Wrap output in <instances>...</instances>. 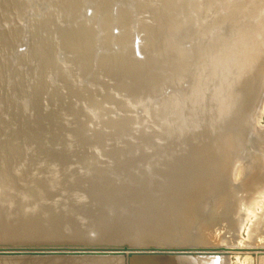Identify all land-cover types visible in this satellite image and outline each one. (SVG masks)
<instances>
[{
	"label": "rangeland",
	"instance_id": "1",
	"mask_svg": "<svg viewBox=\"0 0 264 264\" xmlns=\"http://www.w3.org/2000/svg\"><path fill=\"white\" fill-rule=\"evenodd\" d=\"M4 1L0 0V6L3 4L5 5L6 2L7 3L9 2V0L8 1L4 0ZM18 1L19 0H10V4H12L11 7H8V5L10 6L9 3L7 4V7H6L7 9H9V8L11 9L14 6V3H15V6L17 3V6L19 7L20 11L17 9V6H16V8H15V6H14V8H12V10H11L12 12L10 11V9L8 10V11H10L11 14H15L14 16L13 15L10 16V13H8L7 9L4 10L5 9L4 8L3 12L0 9L1 13H3V15H0V28L2 27V30L4 29L3 31L0 30V32L2 31L1 33H3V35L0 34V37L4 38V39L0 38V43L1 44L3 43V45H1L3 47H0V61H1L0 65L2 62L5 63L4 67H1L3 64L0 66V69L4 68V71H6L7 70L6 68H8V66H9L8 64H10L9 67H11L13 65L12 67H14V73H15V74L13 73L12 67H11L12 69L11 68L8 69L10 71V74L8 73L9 72L8 70H7V72H4V76L6 74L10 76V77H8L7 75H6L7 77L5 76L8 79H11V76L13 74H14L13 76H15L14 81L11 79V81L9 80L10 81V83H9L8 79H6V78L1 80V78H3L4 76L2 75L3 70L0 71V73L2 72V74H0V75H2V77H0V80H1V82H0V114H1L0 115V246L1 245L2 246L3 245L4 246H17V245L18 246H21V245L22 246L23 245H31V246H33V245L34 246H36V245L37 246L38 245H44V246L51 245V246H54V245H60L61 244V245H65V246H67V245H69V246L84 245L87 247L88 246L99 247V245L100 246H107V245L111 246L112 245V246L117 247L120 245V246L131 247V249H133L131 251H133L135 253L137 251H139L138 249H140L141 247L144 250H149V251H156L157 250L159 252L164 251L167 253L172 249V247L173 248L174 247H183V244H184V247L187 246L188 248L191 244L193 246L195 244L194 247H201L200 245H202L204 240H205V242H204L205 244H203L204 246L202 245L203 247H205V246L212 247V246L218 245L220 247L222 246L221 249L226 248L225 251L228 253L229 261L231 262V264H256L255 256L258 255V258H259L260 254H262L261 250L258 248L257 249H246V250H244L246 248V246L243 249L242 245H244V244L241 243L243 239L246 240V238L248 237V232H249V227H250L249 221L247 222L245 227L242 229L241 235L239 236V238L242 239L240 241V244H238L239 246L237 245L236 247L233 248V246L232 245L230 246L228 243H222L224 245L219 244V241L217 242L216 240L219 239L220 235H222L224 232V228H222L223 226H221L222 224H220V222H219L222 218L219 216L218 217L219 221L218 220L215 221L216 220L215 217L214 218L212 217L214 220L212 218H210L212 223L215 222L218 225L217 226L218 228L216 227L217 229H221V228L223 229V231H222V230H216L214 228L218 234L215 232L214 229H213L214 231L212 229H208V227L212 228V227H215V225H216L215 223H213V224H215L213 226L211 224L210 219H209L210 224L204 223L205 225L209 224L210 226L209 225H207L208 227L205 226L203 224L204 221L202 222V226H201V223H200L202 221L201 213L199 214V211L197 210L196 203H195V201H196L195 199L198 198V197H196V196H198V193H196V191H193V193L195 195L193 196V199H194L192 201L193 203L190 202L191 208H189L190 206H187V208L183 210L184 204L188 200L191 201L190 196L192 195L191 194L192 191L190 192V191H188V189H184V190H182L183 194L178 195V194L174 193V189L176 188V186L172 187V185H174L175 183L176 184L179 183V186L180 185L189 186L188 188H191L192 186L196 187L199 184L198 183L199 179L204 177L206 175V173H208L210 176H213V171H214L216 165H219L218 163L222 161L221 157H222V154L224 152V149H223L224 144L226 143V140L231 135L230 133L233 130L231 127H229V125L236 124L235 118H237V115L238 116L243 115V113H244L243 108L240 109L241 106H237L236 111L230 110V105L232 104V102H230V101L234 100V96H232L231 94L234 92V90H237V91L242 90V88L237 87V85H235L234 83H230V82H228V84H226V89H227V92L229 93L230 98L228 96H226L224 99H220L221 100L220 103L223 104V106L225 104V109L220 113L217 112L218 108L214 109L215 106L218 104L217 101L215 100V99H217L215 94L217 93V89L220 86L219 81L215 80L216 78H219L216 75L217 74V68L219 66H223V65H224V67L225 66L233 67V70L236 71V73L241 74V76L239 75V77H238L239 80L246 81L249 85H254V86L256 85L255 87H257L259 84H261L262 76L264 74V44L262 43L264 41V19H261L262 17H264V6H263L264 0H260V1L258 0L260 3L257 0H255V1L254 0H249V1L248 0H241L242 2L245 1L244 3H246V1H247L249 3L251 2V4H259V5L263 6L261 8V10H263V12L261 11V13H259V11H255V12H257V14H259L258 18H254L251 20H250V18H242V19H239V18L235 19L234 18V19H231V21L230 20L226 21L225 23H224V21H222V23H221L222 25L220 24L221 21H218L216 19L214 21L210 20L212 22L207 21L206 23H204V24H206L207 28L204 29L205 31L203 33H201L200 36L198 37V39H196L195 41L182 42L183 40H181V39H184V37L186 38L189 36V31L186 32L187 30L184 29V27L182 26V24L184 22L180 23V21H183L182 18H180L181 20L180 19L179 20L178 19L177 20L167 19L170 21L171 24L169 22H167L165 17L164 18H158L156 20L154 19V21L151 19V21H150L151 27L157 22L159 24V25L156 24V26L155 25L153 26V27H155V28H153L154 31L157 32V33H155V32L154 33L157 35H160L162 32H164V33H162V37L164 36V38H165V36L167 38V35H165V32L168 33V35H169V33H172V32H170L172 30V28H170L171 27L170 25H173L176 23V21H178L177 25L180 27H183V28L177 29V30H179V31L181 30L182 34L181 33L178 34L179 32L177 30H175L174 31L175 33L173 32V34L168 36V39H171V41H173V43H175L177 41V43H180L181 48H187L188 50L189 49L191 50L192 46H194V44H195V46H198V50H199L200 54H204V57L206 58V61H204L203 59H201V60L205 65L207 64V69H205L206 72L205 71L204 72L207 74L206 76H209V77H207V78H209V83L207 84V86L205 85V88L199 82L200 80L198 82H196L195 84H192L189 81H184L182 83V82H180V80L178 81L174 77V74H173V81L175 82L174 83L175 85L173 86V88L165 85V82H162V83L160 82L158 84V88H157L159 90V92H158L159 94L157 93L158 95L154 94V92L152 94V92L148 91L149 90V84L147 85V82L146 81L144 82L143 79H142V82H140L141 80H138L139 78H136L137 81L136 80L135 81L130 80V79H127V80H129L130 82L134 81L136 83L135 86L136 85H142V83H146V84H144V86L147 85V86H145V88L143 86H141L140 88H137V89L135 88L136 90L134 89L132 91V93H127L125 91H121L123 89L122 88L123 85H122L121 90L117 86L118 87L117 88L118 93H116V91H114L112 89H111V91H109L110 88H109L108 84L112 85V83H113V85H115V86L118 85V83H120V82L122 84L123 81L121 79H120V81L119 80L116 81V80H111L109 77L101 76L102 77L101 79H103L101 81L102 83L101 82H99L100 84L96 83L97 84V86H96L95 83H93V82L91 83L92 77H91V74L90 75L88 74L91 78L89 76H86L87 79L84 78L85 80L83 79L84 81H82L81 83H82V85L87 84L86 86H88L89 91L91 93H92V90L95 92V90H99L100 88L102 89V87H106V88L108 87L107 88L108 91L106 90V88H105V90H103L104 89L103 88L102 89L103 91L100 89L102 91V94L106 95L105 92H107V94L109 93V95L113 94L112 96L115 97L114 99L116 102H119V103L122 102L120 104L118 103V105L116 107L114 104H113L114 105L113 106L112 102H111V103H109V104H111V106H109L108 102L106 103L105 100H103L104 96H100V98H103V99H99V101L105 102V103L102 102V104L100 106H103L102 108H104L105 106L107 107V108L105 107L106 111L104 109H102V113L105 112L102 114L103 117H105V118H103L102 115H101V118H99V117L96 118L98 113L95 114L94 112H92V110L89 108V105H87V103H86V105L88 106L89 109L85 108V107H87L85 105V102H88V101L84 100L83 101L84 103L79 101L78 97H80V100H81L82 96H77L78 100L76 98H73V99L71 98V100H73L75 106L77 105V107H80L81 103H82V105H85V106H83L84 107L83 109L87 110L86 114L88 112H90V113H88L87 115H84L85 117L83 115H82L83 117L80 115H78L79 117L77 115L76 116L71 115L72 117H70V115H66L67 107L66 106H65L66 108L64 107L65 104L61 103V100L63 102L64 101L63 99L66 98L69 101L70 98H69V96H66V97L64 96V98H63V92H61L59 90L58 83H57L58 81L55 82L54 77H52V79H51V77H46V79L44 78L43 81H42V79L41 80L38 79L39 77L40 78L43 77L41 75V72L43 71L41 68H46L43 63L47 64L48 63L47 61L50 60V58L49 59L47 58L48 60L45 61L46 57H43V58L40 57V59H41L40 60L39 56L44 51H46L48 54L50 53L49 52L50 48L48 49L49 43H50V45H52V44H53V46L55 45L54 42L51 41V40H53V38H51V37H52V34L55 33L56 28H58L59 26H60V28H62V26H63V29H64L66 25H67L68 29L69 28L71 29L72 26H74V28L75 27L77 28V25H72L71 23H66V25H65V23H62L61 21L58 22L59 20L57 22H55L56 19H54V18L58 17V16H56L57 15L56 12L58 14H60V12H62V10L64 11V13H67V12L70 13V14L68 13V15H69L68 17L70 19H72V20L75 19V18H72L74 16L73 14H72L73 16L71 17V11L67 7L68 5H71V4H66V3H70L71 0H69V2H68V0H62V2L67 1V2H63V4H66V5H63L60 2L61 0H58V1L56 0L58 3L55 0H53V2L49 1V0H42V1L41 0H27V1L22 0V6L26 5L25 2L27 3V5L25 7H23L24 10L20 5L21 0L19 1V3H18ZM43 1H44V3H43ZM73 1L76 2L77 0H72V2ZM78 1H79V4H78ZM78 1L76 3L77 5L75 4L77 6V10H76L75 5H72V7H71L72 13L75 10H76V13H77V11L82 13V14L78 13V16H77L78 22L83 21L82 23H85L84 21L88 20L90 22H86V23L87 24L90 23V24H88V25L86 24V26L89 27V25L90 26L92 25L93 29H97V31H100L98 29H100L99 27L102 26V25H100L102 23L99 22L100 21L99 19H96L93 17L94 12L92 11V9L91 8L90 9L85 8L83 5H81L80 3L82 0H78ZM183 1L179 0L178 1L179 5H180V2L181 3L187 2L188 4L186 3L184 6L182 5V7H185V8L190 7L188 5H190L189 1H191V0H189V1L183 0ZM192 1H194V0H192ZM202 1L206 2L207 0H202ZM216 1H218V0H216ZM233 1H237V0H229V2L225 0L224 2L223 1L222 2L223 3H225V2L226 3H232ZM54 2L56 5L61 4L62 5V6L60 5L61 8L63 6H66L69 10L65 11L64 10V9H66L65 7H63L62 10L61 9L59 10L60 7L57 5L56 10L58 9V11H54L55 10V8H54L55 4H53ZM23 3L25 5H23ZM39 3H40V7H41V8H39L40 10L38 8H36V7H38ZM195 3L200 4L201 0H198V1L196 0ZM33 4H34L35 8L38 9L39 11L33 7ZM51 4H53V6ZM72 4H74V2ZM43 5L44 6L46 5L47 9H46V6L44 7ZM48 5L52 7V8H50L51 10H48V7H49ZM78 5L82 6L83 9H82V7L79 8ZM73 6H75V9L73 8ZM28 7H30V9H28ZM123 7H124V5H123ZM128 7L132 8V4L128 5ZM0 8H2V6ZM20 8H22V10ZM25 9H26V11H28L29 14L27 12H26V14H25V12L22 13L23 11H25ZM31 9H32V11H31ZM44 10H46V12ZM13 11H15V13ZM34 11L37 14L34 13ZM49 11H50V14H49ZM51 11H53V13ZM245 11H248L249 14L254 12V11L249 12L248 9H245ZM39 13H40V15H38ZM16 14H18V15L20 14V15L18 16ZM21 14H24L23 17L25 19H23ZM42 14L44 16H46L47 18L52 17V19L54 20V22H53L52 19H49L52 21L51 24H53L52 30H53V27H55L54 28L55 31L54 30L51 31L52 32L51 34L49 33L50 32L49 30H51V28L47 29V27L49 28L50 23L49 22H48L49 24L45 23L48 20L46 17H42L41 16ZM61 14H62L61 16H63V12ZM84 14H86V16H84ZM177 14H178V12H177ZM260 14H263V15L261 16ZM25 15H27V16H25ZM28 15H30V16H28ZM172 15H174L173 12H172ZM1 16L5 17V18H3L6 20L5 22L3 21ZM6 16L8 17V19ZM15 16L20 18V20L18 21L19 23L21 22V20H23L20 23V26H18L19 28L16 26L17 22L14 26ZM79 16H80V18L84 17L86 19L85 20H84V18L79 19ZM21 17H22V19H21ZM27 17H30V18L28 19ZM33 17H35V19L32 21L35 23H33L31 21V19H33ZM36 17L37 18L40 17V18H38V21H40L39 23L37 22ZM41 17H42V19H41ZM74 17H76V16H74ZM18 18L15 21H17ZM44 18H46V19H44ZM1 19H2L3 24L1 23ZM26 19L28 21H25ZM161 19L164 22L161 23V25H160L159 21L161 22ZM11 20L13 22L9 23V21H11ZM41 20H43L44 23ZM96 20H98V21H96ZM238 20L239 21L241 20V21L239 22ZM29 21H31V23ZM95 21L100 23V24L97 23L98 27L94 26V25H96ZM171 21L173 22V24ZM4 23L5 24L7 23L8 25H4ZM19 23L17 25H19ZM40 23H42L41 24L42 26L43 25L45 26V27L43 26L44 27L43 31L40 30V28H41L39 25ZM54 23H55V25H57V27L54 26ZM56 23H60L62 26L59 24H56ZM207 23H208V25H207ZM211 23H212V26L210 27ZM214 23L215 24L217 23L216 24L217 26ZM239 23H241V24H239ZM29 24H30V26H29ZM167 24H170V25H169V27L167 26L168 27L167 29H165ZM213 24H214V27H213ZM2 25H4V26H2ZM11 25H13V26H11ZM22 25L25 26L24 28H27V30H25ZM70 25H72V26H70ZM131 25H133L134 26L133 28H135V26L137 24H136V22L135 23H133V22L128 23L127 24V26L129 27V28L127 27L128 30L132 29ZM177 25L175 24L173 26L174 27L173 29H176ZM247 25H249V26L247 27ZM5 26L7 27V30L5 29L6 28ZM9 26H11L12 28L14 27V28L12 29ZM27 26H29V27H27ZM253 26H254V28H253ZM34 27H37V28H35V30H33ZM156 27L158 28V31L155 30ZM159 27H161L160 28L161 30L159 29ZM163 27L165 30L162 29ZM217 27H219V28H217ZM243 27H244V29H243ZM14 29L17 30V32ZM23 29H24V31H23ZM36 29H38L42 33L40 32V35H38L39 31ZM91 29H92V27L89 28V31ZM238 29H240V30H238ZM8 30H9V32H8ZM10 30H12V31H10ZM19 30L21 31V33L25 32L23 34V36L19 35V34H21ZM4 31L7 32L9 36L6 35L7 33L5 34L6 35L5 36ZM34 31H35V34H34ZM110 31H112V32L111 33L109 32V33L110 34L113 33L114 36L120 35V31L117 27H115L114 29L111 28ZM160 31H161V33H160ZM13 32H16L17 34L13 33ZM18 32H19V34H18ZM95 32H96V30H94V32L92 31V33L90 32V34L95 35V36L94 35L92 36V39L94 37L98 38L99 36H102V34H104L101 31H100L101 33L96 32L97 35L100 33L97 36L95 34ZM184 32H186V33H184ZM45 33H46V35H45ZM128 33L130 34V31H128ZM131 33H134V31ZM183 33H184V36H182ZM153 34H151L152 36L150 35L151 37L146 36L145 38L138 39L139 47L142 46L141 44H143V46H145L148 43H151V44L154 43L157 46H160V45L164 46V44H165V46H166V40H167L166 38L165 39L162 38L161 35L157 36V38H156V36H154ZM174 34H176V36H178V37H175ZM12 35L14 36L16 42L13 40L14 38L12 37ZM16 35H18L19 37L21 36L20 38L23 40V43L21 40L22 46L20 43V38L18 36L16 37ZM44 35H45V37H47L48 41L45 39H44L45 41L43 40V38H45V37L41 38V36H44ZM172 35H174V36H172ZM26 36H29V38H27ZM36 36L38 39L36 38ZM133 36H132V38H133ZM240 36H241V38H240ZM9 37H11L12 39ZM130 38H131V36H129L127 40H129L128 42H129V44H131L130 46H132V43H133L132 40L133 39L132 38L130 39ZM31 39L34 41H32ZM39 39H41L43 42ZM225 39H226V41H225ZM8 40H12V41H8ZM38 40L40 41L39 43H38ZM17 41H18V43H17ZM54 41H56V40H54ZM96 41H97V39H96ZM96 41L92 40L91 43H94ZM162 41H164V43H162ZM167 41L170 42V40H167ZM135 42H137V40ZM19 43H20V46H17ZM31 43H32L33 47L31 46ZM44 43H45L46 49H48V50H43L44 49L43 48ZM229 43H231V44H229ZM13 44H14V46H13ZM26 44H29L28 45L29 47ZM40 44H41V46H40ZM46 44H48V45H46ZM167 44H169V43H167ZM37 45H38V47H37ZM4 46H5V48H4ZM224 46L225 47L228 46V47H226L228 49V54L225 55L224 57H222V59L224 61L214 59V57H213L214 55L223 54L225 52V51H221L222 47H224ZM234 46L236 48H234ZM6 47H7V50H5ZM11 47H13V48H11ZM15 47L19 52L17 50H13ZM134 47H135V43H134ZM1 48H3L2 49L3 54L6 53L4 56L1 52ZM10 48L12 49V51ZM37 48H39V52L42 51L38 55V57L36 55V53H39L37 51ZM41 48H43V49L41 50ZM93 48H95V47H93ZM112 48H114L112 51L113 53H115V54H117L118 52L120 53V51H118L119 49L116 45H114V47L112 46ZM160 48L162 49L163 47H159V52H160ZM255 49H257V50H255ZM35 50H36V53L33 52ZM97 50L95 51L94 49H92L91 52L92 53L97 52L98 54L94 53V55H95V57H97L99 59L102 58L101 56H103L104 52H105L104 55L106 54L105 56H108L107 54H109V56L112 55L111 54L112 52L110 50L108 51L107 49H105L103 51V49L101 47L99 49L97 48ZM163 50L165 51V48ZM163 50L161 51L162 53H163ZM31 51H32V53H31ZM8 52H9V54H8ZM15 52L17 54H14ZM22 52L24 53L25 56L23 55ZM53 53L54 52H52V54ZM242 53L247 54L246 59L241 60V57L243 58V56H241ZM10 54L13 56H10ZM115 54H113V55H115ZM18 55H20V56L18 57ZM45 55L43 54V56H45ZM56 55H58V53H55V57L53 58L54 60L57 57ZM60 55H61L60 58L62 60H60L59 63H57V64H60V63L64 64L63 62H64V59L66 58V54L61 53ZM90 55H93V54H90ZM94 55L91 57H94ZM161 55H162L161 60L165 59V61L162 60V62L166 63L167 58L163 57V55H165V52H164V54H161ZM196 55L193 56V60L195 59V57L198 59V55L197 56ZM5 56L6 57L8 56L9 58L8 57L6 58ZM14 56H16V57H14ZM1 57L3 60H1ZM36 57L38 60L36 59ZM58 57H59V55H58ZM134 57L135 58L137 57L136 58L137 60H144L145 59L144 55H138L136 53H135ZM238 57H240V58H238ZM5 58L7 59L6 61H5ZM16 58L21 59V60L18 61V60H16ZM209 58L211 59L210 61H208ZM9 59H10V61H8ZM33 59H35L39 62L43 61V63L37 62V64H39V65L36 67V71L34 69L35 67L34 68L31 67V66L37 65L36 61L34 60L35 61L34 62ZM53 59H51V60L53 61ZM239 59L241 60V64H239V61H240ZM11 60H13V61H11ZM58 60L59 59L56 58L55 61L57 62ZM106 60H105V67H106V64L108 66L109 62H110V61H108V60L106 61ZM55 61H53V62H55ZM235 61H238L236 63L238 65H236V66H235ZM16 62H19V64H21V65H19ZM219 62H221V63L218 66ZM6 63H8V64L6 65ZM32 63H34V65ZM214 63H215V65H214ZM40 64H43L44 66L41 65V67H39ZM16 65L17 66L19 65V67H17L19 71L16 70V68H15ZM68 66H69V69L66 70L67 72H65V70H64V73L67 74V77L69 75L68 80H70V78H71V81H72V79H74L73 78L74 77L73 76L74 67L76 66L75 67V71H76V69L81 68V65H79L80 66L79 68H78L77 63L74 64V67H73V65H68ZM30 67H31V69L34 70V71L31 70L33 72V75L35 73V76H36V73L39 72V73H37L36 77L32 75V72L28 71V68L30 69ZM71 67H73L72 68L73 70L71 69ZM151 67H152V71L156 72V70L154 69L155 67H153V66H151ZM151 67H149L150 71H151ZM215 67H217V68H215ZM37 68H39V69H37ZM40 69L42 70L41 72H40ZM20 71L22 73H20ZM27 71H28L30 76L32 75L34 77L33 78L31 76L33 78V80L31 79L32 81H30L31 77H29L28 74H27V78H25ZM23 72L25 73V77L23 76L24 75ZM68 72H69V74H68ZM71 72H72V74H71ZM76 72L74 73L75 76H76ZM165 72H166V69H165ZM165 72H164V70L162 71L160 69L156 73L161 74V76L164 77L165 75H167V74H165ZM19 73H20V76H19ZM39 74L41 76H39ZM70 74L73 77H71ZM213 74H214V76H212ZM181 75L182 76H184V75L189 76L190 72H189V70H186V71H183ZM16 76L17 77L19 76V78H17V79L22 80L21 84L23 81L26 80L25 84H26V82L29 81V83H27V84H30L31 86L29 85L30 86L29 87V86H27V84L26 85L22 84V86H21L19 80L16 79ZM21 76L23 77V79L21 78ZM206 76H205V79H207ZM12 78H14V77H12ZM160 79L163 80L162 77ZM5 80H7L8 82ZM16 80L18 81V83H16ZM38 80H40V82L41 81L42 82L39 83ZM45 80H49L50 83L48 81H45ZM51 80L52 81L54 80V81L51 82ZM127 80H125V81L128 82ZM4 82H6L9 86L7 84L4 85ZM11 82H12V84H11ZM31 82H33V83H31ZM34 82H38V84L37 83L35 84ZM44 82L49 83V85H51V86L53 85L54 90L52 91V88L50 86L45 87L44 84H46V83H44ZM107 82H109V83H107ZM139 82H140V84H139ZM15 83L19 86H17ZM56 83H57V85H55ZM103 83L104 84L106 83V86ZM14 84L16 86L13 87L12 85H14ZM32 84H34L35 86L37 85L38 90ZM93 84H95V85H93ZM209 84H210V86H209ZM42 85H44V86L42 87ZM101 85H103V86L101 87ZM38 86L40 88H38ZM46 86H47V84H46ZM55 86L58 87L57 90H56ZM59 86H60V82H59ZM9 87L10 88L12 87V88L10 89ZM23 87H24L25 91L23 90ZM32 87H34L35 90ZM93 87H95V89ZM142 87L144 89H142ZM13 88L17 89V91L19 90L18 91L19 94L15 90H13ZM29 88H31L32 90ZM48 88H50V91H47ZM21 90L24 93H22ZM26 90H27V94L25 93ZM43 90H45V91L42 92ZM55 90H56V92L58 91L56 93L57 96L62 95V97H60V96L57 97L56 94L53 95L52 92L55 93ZM14 91L17 93L16 95H14L15 94ZM32 91H38L39 93L38 92H32ZM200 91H202L204 93V94H202V97H203L202 100L204 101L203 104L201 103V104H198L199 105L198 107H194V109H198L197 110L198 112H196V113L191 112V113H189L190 115H187L188 113H187V110L185 108L186 102H189L195 96H197V98H195V99H198V97L201 98L200 94L196 95ZM11 92H13V94ZM42 93L44 94V96L42 95ZM47 93H49V94H47ZM144 93H146V94H144ZM183 93H184V95H186V97H189V101H187V100H185V98H183V96H184ZM21 94H22V96H21ZM24 94H26V96ZM150 94H152V95H150ZM10 95H11V97H10ZM18 95H20V96H18ZM40 95H42V96H40ZM47 95H49V96H47ZM96 95L99 96L98 93H96ZM153 95H154V97H153ZM172 95H174L173 101L169 102L168 103L169 105H167V103L163 104V103H165L163 101V97L169 98ZM6 96H7V98H6ZM14 96L15 97L18 96L21 98H14ZM29 96H31V97L28 100L29 102H27V99L29 98ZM38 96L41 99V101L43 100L42 101L43 103L41 101H39V98H37ZM52 96L53 97L56 96V97H54L55 99L53 98V100H52V98H51ZM144 97H145V99H144ZM148 97H151V99ZM218 97L223 98L224 95L219 94ZM34 98L36 101L34 100ZM56 98L60 99L59 100L60 104L58 103L59 101ZM61 98H63V99H61ZM97 98H99V97H97ZM146 98H148V102H147ZM179 98H180V100H179ZM17 99H20V101ZM24 99H25V101H24ZM66 99L64 102H67V104H69L70 102H68ZM141 99H142V101L140 102ZM143 99L146 101H144ZM225 99H227V100H225ZM51 100L53 102L56 101L54 103H57L56 104L57 110L55 109L56 107H54L55 104H51V103H53V102H51ZM23 101H24V103H23ZM46 101H48L47 104H46ZM16 102H18V103H16ZM75 102L76 103L79 102L80 104H76ZM138 102H139V104H136ZM41 103L44 105L43 108H42L43 105ZM158 103L160 104L159 106L156 105ZM28 104L30 107L28 106ZM33 104H34V107L31 106ZM35 104H37V105L35 106ZM38 104H40V105H38ZM74 104H72V105L74 106ZM104 104H105V106H104ZM123 104H124V106H122L123 108L121 109V105H123ZM127 104H129V106L132 110L130 108H128ZM1 105L2 106L5 105V106H3L4 108ZM50 105H52V106L50 107ZM61 105H63L62 108H61ZM82 105H81V107H82ZM137 105L138 106L140 105V106L138 107ZM37 106H39V107H37ZM112 106L115 108L114 110L116 111V112H114V114H115L114 117H113V111H112L113 107ZM125 106L127 107L128 110L126 109ZM151 106H153V108H151ZM223 106L221 105V108H224ZM108 107L111 108L112 110H110ZM137 107L139 109H137ZM37 108H39V109H37ZM108 109L110 111H112V113L110 111H108ZM125 109H126V111H128V113L129 112H131V113L130 114L124 113ZM129 109L131 111H129ZM144 109H145V111H144ZM61 110H63V111H61ZM17 111H19V112H17ZM25 111L27 113H25ZM53 111H55V112H53ZM107 111L110 115H107V113H106ZM51 112H53V113H51ZM178 112L181 115H177ZM15 113H17V114H15ZM24 113H25V115H24ZM36 113H38V114H36ZM48 113L49 114L51 113V115H49ZM92 113H94L93 115H95V117H94L95 119L93 117L92 118L90 117V116H93V115H90ZM119 113L121 114V116L119 115ZM57 114H59V115H57ZM111 114H112V116H111ZM116 114H118L119 116H117ZM234 114L236 115V117L233 116ZM99 115L100 114H98V116ZM106 115L110 116V118H108ZM73 117H76V119ZM81 117L84 119L80 120ZM111 117H112V120L115 118V120H114L115 122L118 121L117 119L120 117L125 118L124 119L125 122L126 121L128 122V120L131 119V121H133V122H131L133 125L132 129L134 128L133 133L129 136L128 135H121L122 136V137L120 136L121 138L118 136L114 139V136H111V135H109V136H111L113 138L109 137L108 133L111 132V128H109L108 126H110L113 122L111 120ZM126 118H128V119H126ZM91 119H94V121ZM98 119H99L100 123L102 121L105 122V119H107L106 121H108V119H110L112 122L109 120V122H105L103 125V123L102 124L98 123ZM137 119H138V121H137ZM63 121H66V122H64V124H63ZM78 121H80L83 126L80 123H77ZM259 121H260L261 127L264 128V111L261 114V118ZM68 122L70 125L68 124ZM65 124H67V126H65ZM113 125L114 124H112V126ZM71 126H72L73 130H75L77 133L70 128ZM78 126L80 128H81V126H82V128L83 127L84 128L83 129L81 128L79 131ZM97 126L101 127V129ZM86 128L89 130L84 131V133L81 132V131L85 130ZM93 128H94V130H93ZM95 128H96V130L99 129L102 132H100L99 130L96 131ZM78 131L81 134L83 133L82 135L84 137L81 136ZM95 131H96V133L97 132H99V133L94 134ZM73 133H75V134H73ZM101 133H103V134L105 133L104 134L105 137H103ZM93 134H94V136L92 137ZM89 135H91V136H89ZM91 137H92V139H91ZM159 137H160V139H159ZM110 138L113 139L114 141L111 140ZM86 139H87V141H86ZM263 140H264V137L262 135L256 136V134H253V135L248 136L245 143H244V144H246V146L249 147L248 157L253 162V170L255 168H260L259 166H262L261 165L262 163L264 165V161H263L264 148L262 149V147H264ZM151 142H153V144ZM154 142H156V144H154ZM248 142H249V144H248ZM95 143H97V144H95ZM158 144H159L158 148H160V150H162V151H160L161 154H156L157 151L154 148ZM259 144H260V146H259ZM173 149H178L181 151H179L180 153L174 154L172 156L171 153L173 152ZM259 154H260V156H259ZM257 155H258V157H257ZM256 157L258 158V160ZM259 157L260 158L262 157V158L260 159ZM255 158H256V160H255ZM255 162H257V163L255 164ZM259 162H261V163H259ZM254 164L257 167L256 166L254 167ZM203 168H205L207 170L206 173H204L202 171ZM10 170H12V171H10ZM258 172H256V174ZM256 174L255 173L252 174L251 177L249 178V180H246V178H245L244 180L241 179L240 181H242V184H245V185H247L246 182L251 181V185H254L256 190H258L261 186L264 185V177L257 178ZM127 186L129 188L133 189L134 192L132 194L130 193L131 189L127 188ZM170 187H172V188L170 189ZM127 189H128V192H127ZM141 189H143V190H141ZM208 202L211 203L212 200H210ZM173 203H175L174 205H176L175 209H173L174 208L173 207V208H171L170 211L167 210L169 204L171 205ZM204 203H206V200H203V202L201 201V203L199 205L200 212H201V208L204 207ZM193 204H195V205H193ZM202 204H203V206H202ZM192 207H194V208H192ZM181 209L183 211H181ZM192 209H195V210H192ZM148 210H149L150 214H148L149 213ZM161 210H162V212H161ZM185 210H188V211H185ZM12 211L14 212L15 216H13ZM158 211H160L159 212L160 214L164 213V215H166V216H168V214L171 213L169 215V217H167L165 223L163 222L164 225L162 224V221L160 220V216H162L163 214L159 216V214L157 213ZM11 212H12V215L10 214ZM8 214H10L12 217ZM140 214H142V215H140ZM26 215H27V217H26ZM194 215H195V218L198 215H200L201 221L198 220L200 218L198 216L197 217L198 219H196V221H197L196 222L195 218L193 217ZM8 216H10V217H8ZM166 216H164V217H166ZM140 217H141V221H140ZM138 219H139V221H138ZM153 219L155 220V221H153L154 223L158 222L157 224L155 223L157 226L154 225V223L152 222ZM192 219L194 222L192 221ZM158 220H160L161 223ZM142 221L147 223L148 227L150 224L152 226V228H151V226L149 228H147L145 223L143 225L145 230L143 229V226L141 223H140V226L142 228H140L138 225L139 224L138 222H142ZM189 221H191V223ZM176 222H179V223H176ZM186 222L190 226L187 225ZM152 223L154 226L152 225ZM194 223H196V225ZM172 224L173 225L175 224V225L173 226ZM158 225H160V226H158ZM165 225H166V229L163 228V231H161L162 227H164ZM179 225H183L185 227H181ZM175 226H177V227H175ZM203 226H205V228ZM219 226H221V228H219ZM153 227L154 228L156 227V228H155V230L152 231ZM158 227L161 229L159 230ZM186 227H188V229ZM147 229H150L149 231H151L153 233V235H151L152 233L149 234ZM205 229H206V232L208 230H210L212 232V234L214 232L215 234L213 236L215 237L217 235L218 238L213 237L214 239H212V235L209 234L211 232L209 231L206 234ZM158 230L164 235H162L160 232H158ZM185 230L187 232L186 234H185ZM200 230L202 232L198 233V232H200ZM220 231L222 234L220 233ZM155 232L158 233V235ZM174 232L176 233L177 237L179 234L182 236V239H180L181 241H183L182 246H180L181 242H180V245H178L180 240H179V238H178L179 241L176 239V235H175V237L173 236L174 238L171 236V235L175 234ZM235 232L237 233V231H235ZM143 233H147L144 235L145 236L151 235L153 238L151 236H149V238H147V237L144 238ZM254 233H256L257 236L264 239V227H261L258 229L256 228L254 230ZM154 234H155V236H154ZM165 234H166L167 238H166ZM182 234L183 235L185 234L184 237ZM200 234H203V235H200ZM142 235H143V237H142ZM160 235H162L163 238L160 237ZM208 235H210V237H211V239H210V237L207 238L208 240H211V241H209V243H212L213 241H215L216 243L214 242L212 244H209L207 242L208 240L205 237ZM156 236H157V238H156ZM158 236H159V238H158ZM168 236H169V238H168ZM189 236H190V239H187V238H189ZM203 236H204V238H203ZM199 237L201 239L203 238L201 240V242L203 241L202 244L200 242ZM165 238L168 239L171 243L169 241H167ZM184 238L186 240H188V242ZM197 238H199V240H197ZM158 239L159 240L161 239V240L159 241ZM172 239H173V241H172ZM192 239L199 241V246H197L198 242L197 241L194 242V240H192ZM161 241H163V242H161ZM191 241L194 243H192ZM174 242H178V243H176V245H175ZM256 243L259 244L260 240H258ZM185 244H189V245H185ZM192 245H191V247H193ZM229 246L231 249H228ZM134 247L137 249H134ZM235 248H237V249H235ZM211 249L213 251H216L218 248H211ZM73 250H72L73 253H77L76 250H75V252ZM63 251H65V250H63ZM95 251L96 250H93V252H95ZM68 253H70V252H68ZM80 253L81 252L79 251V254ZM83 253L84 252H82L81 255L78 256V259H77V256H75L76 257L75 258L73 255H72L73 259L71 256H69L67 258H65L64 256H60L58 258H56V257H39V258L38 257H27V259L22 258V260H21L22 262L20 264H103V263H106L108 261V258H109V257H101V256L96 257L97 254L95 253V255H96L95 256L90 251H88V252L86 251L85 256H82ZM88 253L89 254L92 253V254L88 255ZM252 255H254V256H252ZM91 256H92V258H90ZM164 256H166V255H164ZM164 256L160 257L161 262L158 261V264H162V263L163 264H185L184 263L185 259H184V256L182 254H181L182 260L181 259L180 260L174 259L172 256H167V258ZM79 257H81V258H79ZM125 258H126V256H125ZM134 259L135 260H134L133 264H138L137 259L136 258H134ZM125 261H126V259H125ZM6 262L8 263L9 261H6ZM15 262L18 264L17 261H15ZM19 262H20V260H19ZM1 263L5 264L4 261L0 260V264ZM8 264H10V262ZM115 264H123V262L119 260ZM125 264H126V262H125ZM262 264H264V263H262Z\"/></svg>",
	"mask_w": 264,
	"mask_h": 264
},
{
	"label": "bare ground",
	"instance_id": "2",
	"mask_svg": "<svg viewBox=\"0 0 264 264\" xmlns=\"http://www.w3.org/2000/svg\"><path fill=\"white\" fill-rule=\"evenodd\" d=\"M1 1H4V0H1ZM6 1H8V0H6ZM20 1V0H19ZM19 1H18V3H19ZM27 1V0H26ZM42 1V0H41ZM40 1V2H41ZM49 1H52L53 2V0H49ZM48 1V2H49ZM56 1V0H55ZM58 1V0H57ZM56 1V2H57ZM78 1V0H77ZM77 1L75 2V1H73L74 2V4H72L73 2H72V0H71V2L70 3H66V4H71V5H68L67 7L70 9V11H71V17L74 15V16H78V13L79 14H82V13H80V12H78L77 11V13H76V10H77ZM178 1L179 0H82L81 1V5H83L85 8H91L92 9V11L94 12V14H93V17L94 18H96V19H99L100 21V23H102V24H100V23H98V22H96V21H98V20H96L95 22V24L96 25H94V26H97L98 27V24H100V25H102L101 27H99L100 29H98V30H100L101 32H103L104 34H102V36H99L98 38H93L92 39V36L94 35H92V34H90V32L92 33V31L94 32V30H96V32H100V31H97V29H93V26L91 25H89V27L88 26H86V22H90V21H84L85 23H82L81 21L80 22H78V17L76 18V17H72V18H75V19H70L68 16V13L69 12H67V13H64V11L62 10L63 9V7H65L66 9H64L65 11H68L69 9L66 7V6H63L62 8L60 7V5L61 4H57L60 8H59V10L61 9L62 10V12H63V16H61L62 14V12H60V14H58L57 12H56V16H58L57 18H54V19H56L55 20V22H57L58 20V22H62V23H65V25H66V23H71L72 25H77V28L75 27L74 28V26H72V25H70V26H72L71 27V29L69 28H67V25L65 26L64 24V26H65V28L63 29V26L60 24V23H56V24H59V25H61L62 26V28H60V26L58 27V28H56V31L54 30V28L55 27H53V30L55 31V33H53L52 34V37L51 38H53V40H51V41H53L54 42V46H53V44L52 45H50V43H49V47H48V49L50 48V50H49V54L46 52V51H44L43 53H41L42 51H40L39 52V48H37V51L39 52V53H36V50L35 51H33V52H35L36 53V55H37V57H38V55L40 54V56H39V59H40V57H46V59H45V61H47L49 58H50V60H48L46 63L47 64H45V63H43V61L41 62V63H43L44 65H45V67L46 68H41L40 69V72H41V75L43 76L42 78H40L39 76H41L40 74H39V78L38 79H42V81H43V79L45 78L46 79V77H51V79H52V77H54V80H55V82L56 81H58L57 83H58V87H59V90L61 91V92H63V98H64V96L66 97V96H69V101L66 99V98H61V99H63L64 101H65V99L68 101V102H70L69 104H67V102H62V100H61V103H64L65 105H64V107L66 106L67 107V112H66V115H70V117H72L73 115H80V116H84V115H87L88 113H90V112H88L87 114H86V112H87V110H84L83 108V106H85L86 105V103H87V105H89V108L92 110V112H94L95 114H100L99 116H98V114H97V116H96V118H101V115L103 114V113H105V112H103L102 113V109H104L105 111H106V109H105V104H104V108H102L103 106H100L101 104H102V102L103 103H107L108 102V104L109 103H111L112 102V105L114 104L115 105V107L118 105V103L119 102H116L115 101V97L114 96H112V95H109V93L107 94V92H105V94L106 95H104V94H102V91L103 90H105V88L106 87H102L103 85H101V87H102V91L99 89V90H95V92L92 90V93L89 91V88H88V86H86V85H82V81H84L85 79L84 78H86V76H89L90 74H91V83L93 82V83H99V82H101L103 79H101L102 77L101 76H106V77H109L111 80H119L120 81V79L123 81L122 82V84H121V82L120 83H118V85H113V83H112V85L111 84H108L109 85V91H111V89L112 90H114V91H116V93H118V87L120 88V90H121V87H122V85H123V89L121 90V91H125V92H127V93H132V91L136 88H140L141 86H143L144 88H145V86H147L148 84H149V90L148 91H150V92H152V94H153V92H154V94H157L158 92H159V90L157 89L158 88V84L161 82H165V85H167L168 87H172L173 88V86L175 85L174 83V81H173V74H174V77L179 81L180 80V82H184V81H189V82H191L192 84H195L196 82H198L199 80V82L203 85V87L205 88V85L207 86V84L209 83V78H207V77H209V76H206L207 74L205 73L206 71H205V69H207V64L205 65L203 62H202V60L201 59H203L204 61H206V58L204 57V54H200V52H199V50H198V46H195V44H194V46H192V49L190 50H188L187 48H181L180 47V43H177V41L175 42V43H173V41H171V39H168V36H170L171 34H173V32L175 31V30H177V29H181V28H183L184 27V29H186L187 31L186 32H188L189 31V36L188 37H184V39H181V40H183L182 42H189V41H195L196 39H198V37L200 36V34L201 33H203L205 30V28H207L206 27V24H204V23H206L207 21L208 22H212V21H214L215 19L216 20H218V21H221L220 22V24L222 23V21H224V23L226 22V21H228V20H230L231 21V19H242V18H250V20L251 19H254V18H258L259 17V14H257V12H255V11H259V13H261V11L263 12V10H261V8L264 6H261V5H259V4H251V2L249 3V2H247L246 1V3H244V2H242L241 0H237V1H233L232 3H223L225 0H218V1H216V0H207L206 2L204 1H202L201 0V3L200 4H198V3H195V1L196 0H194V1H189V3H190V5H188V6H190V7H187V8H185V7H182V5L184 6L187 2H185V3H183L184 1L183 0H181V1H183L182 3L180 2V5H179V3H178ZM186 1V0H185ZM198 1V0H197ZM223 1V2H222ZM226 1H228L229 2V0H226ZM249 1V0H248ZM255 1V0H254ZM258 1V0H257ZM256 1V2H257ZM260 1V0H259ZM258 1V2H259ZM5 2V1H4ZM24 2V1H23ZM62 4H63V2H67V1H63L62 2V0L60 1ZM68 2H69V0H68ZM231 2V1H230ZM9 4H10V0H9V2H8ZM7 2H6V4L4 5L3 3V5H1L2 6V8H0L1 10H2V12L4 11V10H6L7 8V4H8ZM37 3V2H36ZM43 3H44V1H43ZM58 3V2H57ZM253 3V2H252ZM260 3V2H259ZM25 4L27 5V3L25 2ZM24 3H23V5H25ZM53 4H55V2L53 3ZM53 4H51L52 6H53ZM66 4H63V5H66ZM76 4V5H75ZM78 4H79V1H78ZM130 4H132V8H130V7H128V5H130ZM188 4V3H187ZM202 4V5H201ZM264 4V3H263ZM11 5L12 4H10V6L8 5V7H11ZM21 7L23 8V7H25V6H22V0H21ZM19 5V6H20ZM37 5V4H36ZM50 5V4H49ZM48 5V6H49ZM57 5L55 4L54 5V8H55V10L54 11H58V9L56 10V8H57ZM72 5H75L76 6V10L75 11H73V13H72V9H71V7H72ZM123 5H124V7H123ZM179 5V6H178ZM199 5V6H198ZM0 6V7H1ZM14 6H15V3H14ZM14 6L12 7V8H14ZM16 6H17V3H16ZM16 6H15V8H16ZM44 6V5H43ZM46 6V5H45ZM44 6V7H45ZM62 6V5H61ZM75 6H73V8L75 9ZM79 6V5H78ZM126 6V7H125ZM205 6V7H204ZM32 7V6H31ZM33 7L35 8V6H34V4H33ZM80 7H82V6H79V8ZM5 8V9H4ZM12 8L10 9V11L12 10ZM22 8H20L21 10H22ZM36 8H41L40 7V3H39V5H38V7H36ZM35 8V9H36ZM50 8H52L51 6H49L48 7V10H51ZM78 8V9H79ZM84 8V9H85ZM165 8V9H164ZM4 9V10H3ZM9 9H7V11L9 10ZM17 9L19 10V7L17 6ZM28 9H30V7H28ZM27 9V10H28ZM33 9V8H32ZM32 9H31V11H32ZM38 9H36V10H38ZM44 9V8H43ZM46 9H47V6H46ZM73 9V10H74ZM82 9H83V7H82ZM81 9V10H82ZM245 9H248L249 10V12L251 11V12H253V13H251V14H249L248 13V11H245ZM16 10V9H15ZM23 10H24V8H23ZM34 10V9H33ZM40 10V9H39ZM38 10V11H39ZM115 10V11H114ZM173 10V11H172ZM6 11V12H7ZM10 11H8V13H10ZM17 11V10H16ZM20 11V10H19ZM30 11V12H31ZM37 11V12H38ZM45 12H46V10H44ZM43 11V12H44ZM83 11V10H82ZM81 11V12H82ZM88 11V10H87ZM12 12V11H11ZM14 13H15V11H13ZM22 12V11H21ZM20 12V13H21ZM25 12V14H26V12L28 13V11H26V9H25V11H23L22 13H24ZM42 12V11H41ZM40 12V13H41ZM44 12V13H45ZM52 13H53V11H51ZM84 12V11H83ZM172 12L174 13V15H172ZM177 12H178V14H177ZM0 13H1V11H0ZM34 13H36L35 11H34ZM33 13V14H34ZM40 13L38 14V15H40ZM43 13V14H44ZM55 13V12H54ZM177 15H176V14ZM29 14V13H28ZM37 14V13H36ZM35 14V15H36ZM41 15L42 17H46V16H44V15ZM49 14H50V11H49ZM70 14V13H69ZM73 14V15H72ZM0 15H3V13H1ZM6 15V14H5ZM9 15V14H8ZM11 15H15V14H11L10 13V16ZM16 15H18V14H16ZM20 15V14H19ZM18 15V16H19ZM22 15V17H23V15L24 14H21ZM47 15V14H46ZM66 15V16H65ZM261 16L263 15V14H260ZM25 16H27V15H25ZM28 16H30V15H28ZM37 16V15H36ZM48 16V15H47ZM50 16V15H49ZM52 16V15H51ZM55 16V17H56ZM84 16H86V14H84ZM171 16H173L171 19L169 18V17ZM179 18H178V17ZM2 17V19L3 18H5L4 16H1ZM7 17V16H6ZM22 17H21V19H22ZM42 17H41V19H42ZM165 17V19L167 20V19H169V20H172V19H174V20H179L180 18H182L183 19V21H180V23L182 22H184L183 24H182V26L183 27H180V26H178L177 25V22L178 21H176V29H173L174 27V25L175 24H173V22H172V24L173 25H170L171 23H170V21L169 20H167V22H169L170 24H167L166 25V28L165 29H167L168 27H169V25L171 26L170 28H172V30L170 31L169 29V31L170 32H172V33H169V35H168V33H166L165 32V35H167V38H166V36H165V38L167 39V40H170V42L169 41H167L166 40V46H165V44H164V46L162 45H160V46H157V45H155L154 43L153 44H151V43H148L147 45H145V46H143V44H141L142 46H140L139 47V43H138V39H140V38H145L146 36H149V37H151L152 35L151 34H153L155 31H154V29L153 28H155V27H153L154 25L156 26V24H158V22L157 23H155L152 27H151V25H150V21H151V19L154 21V19L156 20V19H158V18H164ZM176 17V18H175ZM11 18V17H10ZM9 18V19H10ZM18 17L17 16H15V19H14V26H15V24H16V22H17V24L19 23L18 21L20 20V18H18V20L17 21H15L16 19H17ZM28 19L30 18V17H27ZM37 18V17H36ZM38 18H40V17H38ZM38 18L36 19L37 20V22L39 23L40 21H38ZM47 18V17H46ZM46 18H44V19H46ZM82 18V17H81ZM80 18V16H79V19H81ZM84 18V17H83ZM82 18V19H83ZM91 18V17H90ZM2 19H1V23H2ZM7 19H8V17H7ZM12 19V18H11ZM23 19H25L24 17H23ZM35 19V17H33V19H31V21L32 20H34ZM43 19V20H44ZM49 19H52V17L51 18H47V22H45V23H48L50 26H49V28L47 27V29H50L51 28V30H49L50 32V34L52 33L51 31H53L52 30V25L53 24H51V20H49ZM86 18H84V20H85ZM185 19V20H184ZM261 19H264V17H262ZM40 20V19H39ZM43 20H41L43 23H44V21ZM53 20V19H52ZM71 20V21H70ZM93 20V19H92ZM95 20V19H94ZM164 20V19H163ZM173 20V21H174ZM181 20V19H180ZM210 20H212V21H210ZM249 20V21H250ZM3 21L5 22L6 20L5 19H3ZM23 20H21V22H22ZM25 21H28L27 19L25 20ZM31 21H29L30 23H31ZM136 22V26H135V28H133L134 26V24L133 25H131L132 26V29H129L128 30V26H127V24L128 23H131V22H133V23H135ZM239 21V20H238ZM241 21V20H240ZM239 21V22H240ZM247 21V20H246ZM10 22H13L12 20L11 21H9V23ZM20 22V23H21ZM33 22V21H32ZM53 22H54V20H53ZM164 21H162V19H161V22L159 21V23H160V25H161V23H163ZM244 22V21H243ZM8 23V22H7ZM5 24L4 23V25H8V24ZM20 23H19V25H17L16 24V26L18 27V26H20ZM33 23H35V22H33ZM98 23V24H97ZM242 23V22H241ZM241 23H239V24H241ZM247 23V22H246ZM3 24V23H2ZM13 24V23H12ZM28 24V23H27ZM42 23H40L39 25H40V30H42L43 31V28L45 27L44 25V27L41 25ZM88 24H90V23H88ZM87 24V25H88ZM215 24V23H214ZM214 24H213V27H214ZM217 24V23H216ZM215 24V25H216ZM229 24V23H228ZM253 24V23H252ZM4 25H2V26H4ZM33 25V24H32ZM31 25V26H32ZM37 25V24H36ZM47 25V24H46ZM159 25V24H158ZM207 25H208V23H207ZM222 25V24H221ZM11 26H13V25H11ZM11 26H9V27H11ZM23 26V25H22ZM29 26H30V24H29ZM29 26H27V27H29ZM48 26V25H47ZM54 26H56L57 27V25H55V23H54ZM130 26V27H131ZM168 26V27H167ZM212 26V23L210 24V27ZM217 26V25H216ZM249 25H247V27H248ZM6 27V26H5ZM25 26H23V28H24ZM33 27V26H32ZM39 27V26H38ZM92 27V31L90 30L89 31V28H91ZM96 27V28H97ZM115 27H117L118 29H119V31H120V35H113V33L112 34H110L112 31H110V29L111 28H115ZM128 27V28H127ZM180 27V28H179ZM198 27V28H197ZM220 27V26H219ZM219 27H217V28H219ZM241 27V26H240ZM257 27V26H256ZM12 28V27H11ZM14 28V27H13ZM12 28V29H13ZM16 28V27H15ZM19 28V27H18ZM35 28H37V27H34V29L33 30H35ZM95 28V27H94ZM161 27H159V29H160ZM216 28V27H215ZM225 28V27H224ZM236 28V27H235ZM234 28V29H235ZM253 28H254V26H253ZM6 30H7V27L5 28ZM25 30H27V28H24ZM24 29H23V31H24ZM29 29V28H28ZM32 29V28H31ZM163 30H165L164 29V27L162 28ZM231 29V28H230ZM233 29V30H234ZM243 29H244V27H243ZM242 29V30H243ZM248 29V28H247ZM0 30H2V27L0 28ZM4 30V29H3ZM2 30V31H3ZM15 30V29H14ZM36 30H38V29H36ZM132 30V31H131ZM155 30H157L158 31V28L156 27V29ZM161 30V29H160ZM167 30V31H168ZM238 30H240V29H238ZM254 30V29H253ZM1 31V32H2ZM10 31H12V30H10ZM16 32H17V30H15ZM20 31V30H19ZM29 31V30H28ZM39 31V30H38ZM128 31H130V34L128 33ZM134 31V33H131V32H133ZM153 31V32H152ZM179 33L178 34H182V31L180 32L179 30H177ZM185 31V30H184ZM252 31V30H251ZM0 32V34H2L3 35V33H1ZM8 32H9V30H8ZM16 32H13V33H16ZM30 32V31H29ZM40 32L41 31H39L38 33V35H40ZM95 32V34L97 35V33ZM100 32V33H101ZM110 32V33H109ZM114 32V31H113ZM186 32H184V33H186ZM233 32V31H232ZM238 32V31H237ZM7 32H5L4 31V35L6 34ZM11 33V32H10ZM20 33H21V31H20ZM25 33V32H24ZM23 32L21 33V34H19V32H18V34L19 35H22L23 36V34H24ZM27 33V32H26ZM37 33V32H36ZM42 33V32H41ZM48 33V32H47ZM48 33V34H49ZM99 33V34H100ZM155 33H157V32H155ZM153 34L154 36H156V38H157V36H160L161 35V37H162V33H164V32H162L161 33V31H160V35H157V34ZM175 33V32H174ZM177 33V32H176ZM184 33H183V35L182 36H184ZM249 33V32H248ZM254 33V32H253ZM17 34V33H16ZM34 34H35V31H34ZM33 34V35H34ZM44 34V33H43ZM98 34V35H99ZM115 34V33H114ZM134 36H133V35ZM159 34V33H158ZM239 34V33H238ZM251 34V33H250ZM257 34V33H256ZM1 35V36H2ZM7 36H9L8 35V33L6 34ZM5 35V36H6ZM11 35V34H10ZM14 35V34H13ZM12 35V37L14 38V36ZM32 35V34H31ZM45 35H46V33H45ZM45 35L44 36H41V38L42 37H45ZM97 35V36H98ZM151 35V36H150ZM175 35V37H178V36H176V34H174ZM174 35H172V36H174ZM232 35V34H231ZM235 35V34H234ZM259 35V34H258ZM18 35H16V37H17ZM54 36V37H53ZM95 36V35H94ZM129 36H131V38H132V36H133V43H132V46H130L131 44H129V40H127L128 39V37ZM181 36V37H182ZM249 36V35H248ZM4 37V36H3ZM19 37V36H18ZM21 37V36H20ZM19 37V38H20ZM27 38H29V36H26ZM35 37V36H34ZM39 37V36H38ZM50 37V36H49ZM243 37V36H242ZM0 38H2V37H0ZM6 38V37H5ZM8 38V37H7ZM9 38H11V37H9ZM36 38H37V36H36ZM130 38V39H131ZM162 38H164V36L162 37ZM164 38V39H165ZM183 38V37H182ZM226 38V37H225ZM240 38H241V36H240ZM2 39H4V38H2ZM12 39V38H11ZM18 39V38H17ZM38 39V38H37ZM47 40V37H45V38H43V40ZM49 39V38H48ZM96 39H97V41H96ZM163 39V40H164ZM249 39V38H248ZM7 40V39H6ZM14 41H15V38L13 39ZM19 40V39H18ZM21 38H20V43H21ZM25 40V39H24ZM32 40V39H31ZM39 40H41V39H39ZM38 40V43L40 42ZM44 40V41H45ZM54 40H56V41H54ZM92 40H94V41H96V42H94V43H91V41ZM137 40V42H135ZM178 40V39H177ZM3 41V40H2ZM8 41H12V40H8ZM32 41H34V40H32ZM42 41V40H41ZM48 41V40H47ZM50 41V40H49ZM165 41V40H164ZM164 41H162V43H164ZM225 41H226V39H225ZM4 42V41H3ZM16 42V41H15ZM36 42V41H35ZM43 42V41H42ZM172 42V43H171ZM17 43H18V41H17ZM20 43L17 45V46H20ZM22 43H23V40H22ZM22 43H21V46H22ZM134 43H135V47H134ZM167 43H169V44H167ZM263 44H264V41L262 42ZM229 44H231V43H229ZM1 45H3V43L1 44L0 43V47H3V46H1ZM25 45V44H24ZM27 46L29 45V44H26ZM46 45H48V44H46ZM114 45H116L117 47H118V51H120V53L118 52L117 54H115V53H113L112 51H113V49L114 48H112V46L114 47ZM243 45V44H242ZM8 46V45H7ZM12 46V45H11ZM13 46H14V44H13ZM31 46H32V43H31ZM35 46V45H34ZM40 46H41V44H40ZM52 46V47H51ZM231 46V45H230ZM29 47V46H28ZM33 47V46H32ZM37 47H38V45H37ZM93 47H95V48H93ZM102 48L103 49V51L105 50V49H107L108 51L110 50L111 52V54L112 55H110L109 56V54H107L108 56H105L104 55V53H103V56H101L102 58H97V57H95V55H94V53H92L91 51H92V49H94L95 51L97 50V48L99 49V48ZM159 47H163L162 49L160 48V52H159ZM226 47H228V46H226ZM225 46L224 47H222V49H221V51H225L223 54H218V55H214L213 57H214V59H218V60H221V61H224L223 59H222V57H224L225 55H227L228 54V49L226 48ZM257 47V46H256ZM4 48H5V46H4ZM11 48H13V47H11ZM10 48V49H11ZM24 48V47H23ZM22 48V49H23ZM44 48V49H43ZM43 48H41V50L43 49V50H48V49H46V47H45V43L43 44ZM131 48V49H130ZM165 48V51L163 50ZM231 48V47H230ZM234 48H236L235 46H234ZM233 48V49H234ZM242 48V47H241ZM2 49L3 48H1V52H2ZM5 50H7V47H6V49ZM13 50H17L16 49V47L13 49ZM163 50V53L161 52ZM232 50V49H231ZM255 50H257V49H255ZM11 51H12V49H11ZM18 51V50H17ZM56 51V52H55ZM98 51V50H97ZM244 51V50H243ZM5 52V51H4ZM19 52V51H18ZM52 52H54L53 54H52ZM159 52V53H158ZM164 52H165V55H163V57H165V58H167L166 59V63H164V62H162V60H164L165 61V59H162L161 60V58H162V55L161 54H164ZM12 53V52H11ZM23 53V52H22ZM31 53H32V51H31ZM30 53V54H31ZM34 53V54H35ZM47 53V54H46ZM55 53H58V55H59V57H58V55H56L57 57V59H59L57 62L55 61L56 60V58H55V60L53 59L54 57H55ZM66 54V58L64 59V64H57V63H59V61L60 60H62L61 58H60V54ZM97 53V52H96ZM95 53V54H96ZM109 53V52H108ZM135 53L136 54H138V55H144L145 56V59L144 60H137L135 57H134V55H135ZM159 55H158V54ZM161 53V54H160ZM2 54H3V52H2ZM6 54V53H5ZM5 54H3V56L5 55ZM8 54H9V52H8ZM14 54H17L16 52L14 53ZM21 54V53H20ZM43 54L45 55V56H43ZM90 54H93L94 55V57H91V56H93V55H90ZM98 54V53H97ZM113 54H115V55H113ZM198 55V59L195 57V59L193 60V56L194 55ZM216 54V53H215ZM23 55H24V53H23ZM90 57H89V56ZM196 55V56H197ZM250 55V54H249ZM10 56H13V55H11L10 54ZM20 55H18V57H19ZM25 56V55H24ZM28 56V55H27ZM99 56V57H100ZM241 56H243V58L241 57V60H243V59H246L247 58V54L246 53H242V55ZM6 57V56H5ZM8 57V56H7ZM6 57V58H7ZM14 57H16V56H14ZM23 57V56H22ZM21 57V58H22ZM32 57V56H31ZM30 57V58H31ZM37 57H36V59H37ZM5 58V61L7 60ZM9 58V57H8ZM11 58V57H10ZM27 58V57H26ZM48 58V59H47ZM93 58V59H92ZM237 58V57H236ZM238 58H240V57H238ZM12 59V58H11ZM25 59V58H24ZM32 59V58H31ZM43 59V60H44ZM51 59H53V61H55V62H53ZM108 60V61H110L109 62V65L107 66V64H106V67H105V60ZM1 60H3L2 59V57H1ZM16 60H21V59H17L16 58ZM29 60V59H28ZM35 59H33V61H34ZM38 60V59H37ZM37 60H35L36 61V64H37V62H39V61H37ZM41 60V59H40ZM106 60V61H107ZM211 59L209 58L208 59V61H210ZM240 60V59H239ZM241 60L239 61V64H241ZM8 61H10V59L8 60ZM7 61V62H8ZM11 61H13V60H11ZM34 61V62H35ZM92 61V62H91ZM215 61V60H214ZM1 62V61H0ZM21 62V61H20ZM24 62V61H23ZM39 62V63H40ZM217 62V61H216ZM238 61H235V66L236 65H238V64H236ZM243 62V61H242ZM9 63V62H8ZM8 63H6V65L8 64ZM16 63H18L19 64V62H16ZM28 63V62H27ZM78 64V68L80 67L79 65H81V68H79V69H76V71H75V67L77 66H75L74 67V64ZM104 63V64H103ZM108 63V62H107ZM209 63V62H208ZM220 63L221 62H219L218 63V66L220 65ZM3 64V65H2ZM4 64L5 63H1V67H4ZM12 64V63H11ZM26 64V63H25ZM29 64V63H28ZM27 64V65H28ZM33 65H34V63H32ZM43 64H40V66L39 67H41V65H43ZM210 64V63H209ZM5 65V66H6ZM9 66H10V64H8ZM19 65H21V64H19ZM19 65L17 66L16 65V70H18V68L17 67H19ZM39 64H37L36 66H31V67H35L34 69H35V71H36V67L38 66ZM43 65V66H44ZM68 65H73V67H74V73L76 72V76H75V74L73 73V76H71V74H72V72H71V74H70V76L71 77H73L74 79H72V81H71V78H70V80H68V78H69V75H68V77H67V74L66 73H64V70H65V72H67L66 70L67 69H69V66ZM104 65V66H103ZM214 65H215V63H214ZM233 65V64H232ZM8 66V68H6L7 70L8 69H10L11 67H9ZM30 66V65H29ZM151 66H153V67H155L154 69L156 70V72H158V70H164V72H165V69H166V72H165V74H167V75H165L164 77L163 76H161V74H158V73H156V72H154V71H152V67ZM31 67H30V69L28 68V71H30V72H32L31 70H33V69H31ZM73 67H71V69L73 68ZM149 67H151V71H150V68ZM13 68V73H14V67H12ZM11 68V69H12ZM27 68V67H26ZM215 68H217V67H215ZM37 69H39V68H37ZM70 69V70H71ZM243 69V68H242ZM1 70H3L2 72H3V74H2V72L0 73V74H2L3 76H4V72H7V70L6 71H4V68H1L0 69V71ZM27 70V69H26ZM73 70V69H72ZM186 70H189V72H190V75L189 76H182L181 74H182V72L183 71H186ZM9 71V70H8ZM19 71V70H18ZM23 71V70H22ZM28 71H27V73H26V77H25V73H24V77L25 78H27V74L29 75V73H28ZM34 71V70H33ZM39 71V70H38ZM205 71V72H204ZM247 71V70H246ZM9 74H10V71L8 72ZM12 73V72H11ZM18 73V72H17ZM20 73H22L21 71H20ZM20 73H19V76H20ZM37 73H39V72H37ZM37 73H36V76H37ZM181 73V74H180ZM6 74V73H5ZM15 74V73H14ZM13 74V75H14ZM68 74H69V72H68ZM89 74V75H88ZM2 75H0V77H2ZM7 75V74H6ZM5 75V76H6ZM12 75V74H11ZM11 76V79L14 81V79H15V76ZM32 75H33V72H32ZM31 75V76H32ZM93 75V76H92ZM219 78H216L215 80H218L219 81V88L217 89V93L215 94L216 95V98L217 99H215L216 101H217V105L215 106V108L214 109H216V108H218V110H217V112L218 113H220V112H222L224 109H225V104H224V106H223V104H221L220 102H221V100L220 99H224L226 96H228L229 97V93L227 92V89H226V84H228V82H230V83H234L235 85H237V87H240V88H242V90H240V91H237V90H234V92L231 94L232 96H234V100L233 101H230V102H232V104L230 105V110H232V111H236L237 110V106H241L240 107V109H242L243 108V111H244V113H243V115H237V118H235L236 119V124H232V125H229V127H231L233 130H232V132L230 133L231 135L228 137V139L226 140V143L224 144V152H223V154H222V157H221V159H222V161L221 162H219L218 164L219 165H216V167H215V169H214V171H213V176H210L208 173H206L207 172V170L205 169V168H203L202 169V171L204 172V173H206V175L204 176V177H202L201 179H199V181H198V186H196V187H194V186H192L191 188H188L189 186H183V185H180L179 186V183L178 184H174V185H172V187L173 186H176V188L174 189V193L175 194H178V195H182L183 194V191L182 190H184V189H188V191H192L191 192V196H190V199H191V201L190 200H188L185 204H184V206H183V210L184 209H186L187 208V206H190L191 204H190V202H192L194 199H193V196L195 195L194 193H193V191H196V193H198V196H196V197H198L197 199H195L196 201H195V203H196V207H197V210L199 211V214L201 213V217H202V221L200 220L201 219V217H200V215H198L200 218L198 219L197 217L195 218V215L193 216L194 218H195V221H196V219H198V220H200L201 222V226H202V222H203V224L205 223H209L210 224V222H209V219L210 218H214L215 217V221H219V216L222 218L219 222H220V224H222L221 226H223L222 228H224V232H223V234L221 233V231H220V233L222 234V235H220V238L219 239H217L216 241L218 242L219 241V244H222V243H228L230 246L232 245L233 246V248L234 247H236L238 244H240V241L242 240V239H240L239 238V236L241 235V232H242V229L245 227V225L247 224V222L249 221L250 222V227H249V232H248V237L246 238V240H242V242L241 243H243L244 245H242V247H243V249H244V247L246 246V248L244 249V250H246V249H260L261 250V253L262 254H260V256H259V258H258V255H256L255 256V259H256V264H262V263H264V239L263 238H261V237H259V236H257V234L256 233H254V230L257 228H261V227H264V185L263 186H261L258 190H256V188H255V186L254 185H251V181L250 182H246L247 183V185H245V184H242V181H240L241 179L242 180H244L245 178H246V180H249V178L251 177V175L252 174H256V172H258L257 174H256V176H257V178H261V177H264V165H263V163L261 164L262 166H259L260 168H255L254 170H253V162L249 159V157H248V153H249V147L248 146H246V144H244L245 143V141H246V139H247V137L248 136H250V135H253V134H256V136L257 135H262L263 137H264V128L263 127H261V125H260V118H261V114L263 113V111H264V74H263V76H262V81H261V84H259L257 87H255L254 85H249L246 81H242V80H239L238 79V77H239V75L241 76V74L239 73H236V71H234L233 70V67H228V66H225L224 67V65L223 66H219L218 68H217V74H216ZM3 77V78H1V80L2 79H5L7 76L8 77H10L9 75H7L6 77ZM19 76L17 77L16 76V79L17 78H19ZM30 75H29V77H31ZM33 76H35V73H34V75ZM32 76V77H33ZM35 76V77H36ZM205 76H206V78L207 79H205ZM212 76H214V74L212 75ZM211 76V77H212ZM12 77H14V78H12ZM30 78V81H32L33 80V78ZM162 77V79L163 80H161L160 78ZM21 78L23 79V77L21 76ZM136 78H139L138 80H141L140 82H142V79H143V81L145 82H147V85H145L144 86V84H146V83H142V85H136L135 86V80H136ZM6 79H8V78H6ZM11 79H8V81L10 80L11 81ZM32 79V80H31ZM36 79V78H35ZM84 79V80H83ZM87 79V78H86ZM127 79H130V80H134V81H129V80H127ZM1 80H0V82H1ZM17 80H19V79H17ZM16 80V83H18V81ZM40 80H38L39 81V83H41L40 82ZM50 80V79H49ZM49 80H45V81H48L49 82ZM53 80V81H54ZM90 80V79H89ZM108 80V79H107ZM106 80V81H107ZM125 80H127L128 82H126ZM244 80V79H243ZM247 80V79H246ZM4 81V80H3ZM5 81H7V80H5ZM7 81V82H8ZM10 81H9V83H10ZM21 81L22 80H19V82H20V84H21ZM26 81V80H25ZM25 81H23L22 82V84H25ZM52 80H51V82H53ZM137 81V80H136ZM59 82H60V86H59ZM81 84H80V83ZM110 82V81H109ZM109 82H107V83H109ZM140 82H139V84H140ZM15 83V84H16ZM27 83H29V81L28 82H26V84ZM31 83H33V82H31ZM35 84L37 83L38 84V82H34ZM44 83H46V82H44ZM43 83V84H44ZM50 83V82H49ZM49 83H46L47 84V86H46V84H44L45 85V87H48V86H50L51 88H52V91L54 90V87H53V85L51 86V85H49ZM57 83L55 84V85H57ZM102 83V82H101ZM115 83V82H114ZM177 83V82H176ZM3 84V83H2ZM1 84V85H2ZM5 84H7L6 82H4V85ZM11 84H12V82H11ZM12 85L13 87L14 86H16V85ZM22 84H21V86H22ZM25 84V85H26ZM52 84V83H51ZM54 84V83H53ZM95 84H93V85H95ZM100 84V83H99ZM104 84V83H103ZM138 84V83H137ZM8 85V84H7ZM30 84H27V86H29ZM32 85H34V84H32ZM40 85V84H39ZM44 85H42V87L44 86ZM92 85V84H91ZM105 86H106V83L104 84ZM107 85V86H108ZM178 85V84H177ZM9 86V85H8ZM11 86V85H10ZM17 86H19V85H17ZM20 86V87H21ZM24 86V85H23ZM31 86V85H30ZM29 86V87H30ZM35 86V85H34ZM96 86H97V84H96ZM118 86V87H117ZM209 86H210V84H209ZM19 87V88H20ZM36 87V89H37V85L35 86ZM41 87V88H42ZM44 87V88H45ZM56 87V86H55ZM58 87H56V90H57V88ZM142 87V89H144ZM177 87V86H176ZM175 87V88H176ZM180 87V86H179ZM10 88V87H9ZM12 88V87H11ZM10 88V89H11ZM22 88V87H21ZM28 88V87H27ZM33 89H34V87H32ZM38 88H40L39 86H38ZM88 88V89H87ZM94 89H95V87H93ZM108 88V87H107ZM106 88V90L108 91V89ZM156 88V89H155ZM182 88V87H181ZM3 89V88H2ZM9 89V90H10ZM29 89H31V88H29ZM28 89V90H29ZM43 89V88H42ZM41 89V90H42ZM47 89V88H46ZM45 89V90H46ZM92 89V88H91ZM135 89V90H136ZM13 90H15L17 93H18V91H17V89H14L13 88ZM23 90L25 91V89H24V87H23ZM32 90V89H31ZM35 90V89H34ZM38 90V89H37ZM45 90H43L42 92H44ZM56 90H55V93H53L52 92V94L54 95V94H56L57 92H56ZM184 90V89H183ZM14 91V92H15ZM47 91H50V88H48V90ZM59 91V92H60ZM65 91V92H64ZM146 91V90H145ZM147 91V92H148ZM203 91V90H202ZM202 91H200V92H198L196 95H198V94H200L201 95V98H199L198 97V99H195V98H197V96H195L192 100H190L189 101V97H186V95H184V93H183V98H185V100H187V101H189V102H186V106H185V108H186V110H187V115H190L189 113H191V112H194V113H196V112H198L197 110L198 109H194V107H198L199 105L198 104H203V100H202V94H204ZM15 92V94L14 95H16L17 93ZM21 92H22V90H21ZM32 92H38V91H32ZM113 92V91H112ZM184 92V91H183ZM12 94H13V92H11ZM22 93H24V92H22ZM26 94H27V90H26V92H25ZM30 93V92H29ZM39 93V92H38ZM41 93V92H40ZM50 93V92H49ZM49 93H47V94H49ZM94 93V94H93ZM96 93H98L99 94V96L98 95H96ZM114 93V92H113ZM120 93V92H119ZM149 93V92H148ZM19 94V93H18ZM26 94H24L25 96H26ZM36 94V93H35ZM51 94V93H50ZM88 94V95H87ZM144 94H146V93H144ZM152 94H150V95H152ZM159 94V93H158ZM157 94V95H158ZM219 94H222V95H224V97L223 98H220V97H218L219 96ZM42 95L44 96V94L42 93ZM42 95H40V96H42ZM18 96H20V95H18ZM15 97L14 96V98H21V97ZM21 96H22V94H21ZM24 96V97H25ZM37 96V95H36ZM47 96H49V95H47ZM56 96H57V94H56ZM56 96H54V97H56ZM58 96H60V95H58ZM57 96V97H58ZM77 96H82V98H81V100H80V97H78L79 98V101H81V102H83L84 100L85 101H88V102H85V105H82V103H81V105H82V107H81V105H80V107H77V105L75 106V104H74V102H73V100H71V98L73 99V98H76L77 99ZM100 96H104L103 98H100ZM112 96V97H111ZM147 96V95H146ZM174 95H172L171 97H169V98H164L163 97V101L165 102V103H163V104H166L167 103V105H169L168 103L169 102H171V101H173V99H174V97H173ZM204 96V95H203ZM10 97H11V95H10ZM30 97L31 96H29V98L27 99V102H29L28 100L30 99ZM35 97V96H34ZM46 97V96H45ZM53 96L51 97L52 98V100H53V98H54ZM60 97H62V95L60 96ZM59 97V98H60ZM84 97V98H83ZM97 97H99V98H97ZM152 97V96H151ZM151 97H148V98H150L151 99ZM153 97H154V95H153ZM6 98H7V96H6ZM13 98V99H14ZM36 98V97H35ZM35 98H34V100H35ZM37 98H39V96L37 97ZM148 98H146L147 99V102H148ZM230 98V97H229ZM48 99V98H47ZM55 99V98H54ZM57 99V98H56ZM83 99V100H82ZM99 99H103V100H105V102L104 101H99ZM144 99H145V97H144ZM143 99V100H144ZM17 100H19L20 101V99H17ZM51 100V102H53ZM58 101L60 100V99H57ZM78 100V99H77ZM179 100H180V98H179ZM225 100H227V99H225ZM2 101V100H1ZM9 101V100H8ZM18 101V102H19ZM24 101H25V99H24ZM24 101H23V103H24ZM36 101V100H35ZM39 101H41V99L39 98ZM43 101V100H42ZM41 101V102H42ZM49 101V100H48ZM48 101H46V104L48 103ZM142 101V99L140 100V102ZM144 101H146V100H144ZM11 102V101H10ZM18 102H16V103H18ZM22 102V101H21ZM54 102H56V101H54ZM51 103V104H55L54 105V107H56V104L57 103ZM214 102V101H213ZM14 103V102H13ZM20 103V102H19ZM26 103V102H25ZM43 103V102H42ZM41 103V104H42ZM59 104H60V101L58 102ZM76 103V102H75ZM84 103V102H83ZM120 103H122V102H120ZM119 103V104H120ZM144 103V102H143ZM146 103V102H145ZM206 103V102H205ZM50 104V103H49ZM72 104H74V106L72 105ZM76 104H80L79 102H77ZM136 104H139V102L138 103H136ZM142 104V103H141ZM7 105V104H6ZM27 105V104H26ZM37 104H35V106H36ZM38 105H40V104H38ZM43 105V104H42ZM86 105V106H87ZM113 105V106H114ZM143 105V104H142ZM156 105H160L159 103L158 104H156ZM221 105L224 107V108H221ZM227 105V104H226ZM2 106V105H1ZM3 106H5V105H3ZM2 106V107H3ZM11 106V105H10ZM28 106H29V104H28ZM31 106H33L34 107V104L33 105H31ZM46 106V105H45ZM48 106V105H47ZM52 105H50V107H51ZM109 106H111V104H109ZM112 106V107H113ZM122 106H124V104L123 105H121V109L123 108ZM127 106H128V108H130V106H129V104H127ZM138 106V105H137ZM140 106V105H139ZM138 106V107H139ZM144 106V105H143ZM30 107V106H29ZM37 107H39V106H37ZM44 107V105L42 106V108ZM63 107V105H61V108ZM65 107V108H66ZM126 107V106H125ZM137 107V109H139ZM203 107V106H202ZM4 108V107H3ZM60 108V107H59ZM83 110H82V109ZM85 108H88V106L87 107H85ZM88 108V109H89ZM107 108V107H106ZM109 108V107H108ZM120 108V107H119ZM151 108H153V106H151ZM150 108V109H151ZM13 109V108H12ZM11 109V110H12ZM19 109V108H18ZM24 109V108H23ZM26 109V108H25ZM36 109V108H35ZM37 109H39V108H37ZM56 110H57V107L55 108ZM64 109V108H63ZM110 110H112L113 111V117H114V112H116L114 109V107L111 109V108H109ZM108 109V111H110ZM126 109H127V107H126ZM126 109H125V111H126ZM131 109V108H130ZM129 109V111H131ZM136 109V110H137ZM149 109V108H148ZM2 110V109H1ZM7 110V109H6ZM14 110V109H13ZM42 110V109H41ZM47 110V109H46ZM124 110V109H123ZM128 110V109H127ZM205 110V109H204ZM44 111V110H43ZM61 111H63V110H61ZM60 111V112H61ZM65 111V110H64ZM101 111V112H100ZM108 111L106 112L107 113V115H110L109 113H108ZM112 111H110L111 113H112ZM118 111V110H117ZM124 111V113H128V111H126L125 112ZM144 111H145V109H144ZM149 111V110H148ZM8 112V111H7ZM17 112H19V111H17ZM37 112V111H36ZM39 112V111H38ZM49 112V111H48ZM53 112H55V111H53ZM53 112H51V113H53ZM59 112V113H60ZM135 112V111H134ZM137 112V111H136ZM11 113V112H10ZM9 113V114H10ZM14 113V112H13ZM25 113H27L26 111H25ZM25 113H24V115H25ZM42 113V112H41ZM51 113L49 114V115H51ZM62 113V112H61ZM94 113H92V114H90V115H93ZM121 113V112H120ZM119 113V115L121 116V114ZM131 112H129L128 114H130ZM138 113V112H137ZM15 114H17V113H15ZM19 114V113H18ZM36 114H38V113H36ZM45 114V113H44ZM1 115V114H0ZM12 115V114H11ZM46 115V114H45ZM57 115H59V114H57ZM72 115V116H71ZM106 115V116H107ZM117 116H119L118 114H116ZM124 115V114H123ZM122 115V116H123ZM136 115V114H135ZM177 115H181V114H179V112L177 113ZM82 116V117H83ZM105 116V115H104ZM111 116H112V114H111ZM125 116V115H124ZM123 116V117H124ZM233 116H235L236 117V115L234 114ZM79 117V116H78ZM80 118V120H82V119H84V118ZM85 117V116H84ZM88 117V116H87ZM86 117V118H87ZM91 118L93 117H95V115H93V116H90ZM89 117V118H90ZM102 117H103V115H102ZM108 118H110V116H107ZM126 117V116H125ZM128 117V116H127ZM130 117V116H129ZM43 118V117H42ZM73 118H75L76 119V117H73ZM103 118H105V117H103ZM122 117H120V118H118L117 120L118 121H114L115 120V118L112 120V117H111V120L113 121H111L110 119H108V121H106L107 119H105V122H109V120L112 122V124H114L113 126H112V124L110 125V126H108L109 128H111V132L110 133H108V136L109 135H111V136H114V139L116 138V137H120L121 135H131L132 133H133V131H134V128L132 129V127H133V125H132V123L131 122H133V121H131V119L130 120H128V122L126 123L125 122V118H122ZM95 119V118H94ZM94 119H91V120H93L94 121ZM126 119H128V118H126ZM101 120V119H100ZM124 120V121H123ZM136 120V119H135ZM137 121H138V119H137ZM64 122H66V121H63V124H64ZM92 122V121H91ZM97 122V121H96ZM105 122H101L100 123V121H99V119H98V123H100V124H102L103 123V125H104V123ZM115 122V123H114ZM119 122V123H118ZM77 123H80L81 125H82V123L80 122V121H78ZM27 124V123H26ZM52 124V123H51ZM68 124H69V122H68ZM92 124V123H91ZM108 124V123H107ZM62 125V124H61ZM70 125V124H69ZM93 125V124H92ZM97 125V124H96ZM99 125V124H98ZM65 126H67V124H65ZM64 126V127H65ZM73 126V125H72ZM72 126L70 127L72 130H73V128H72ZM83 126V125H82ZM82 126H81V128H82ZM86 126V125H85ZM94 126V125H93ZM79 127V126H78ZM92 127V126H91ZM97 127H99V126H97ZM61 128V127H60ZM80 127H79V131H80V129H81ZM84 128V127H83ZM82 128V129H83ZM88 128V127H87ZM85 129V130H83V131H81V132H83L84 133V131H88L89 129ZM100 129H101V127H99ZM66 129V128H65ZM91 129V128H90ZM62 130V129H61ZM93 130H94V128H93ZM95 130H96V128H95ZM99 129H97L96 131H98ZM65 131V130H64ZM73 131H75V130H73ZM78 131V132H79ZM96 131L94 132V134H97V133H99V132H97L96 133ZM100 131V130H99ZM31 132V131H30ZM69 132V131H68ZM72 132V131H71ZM76 132V131H75ZM100 132H102V131H100ZM77 133V132H76ZM82 133V134H83ZM69 134V133H68ZM73 134H75V133H73ZM79 134L81 135V136H83L80 132H79ZM90 134V133H89ZM94 134L92 135V137L94 136ZM102 134V136L103 137H105L104 136V134L103 133H101ZM100 134V135H101ZM224 134V133H223ZM250 134V135H249ZM78 135V134H77ZM87 135V134H86ZM63 136V135H62ZM89 136H91V135H89ZM107 136V135H106ZM111 136H109V137H111ZM225 136V135H224ZM84 137V136H83ZM88 137V136H87ZM86 137V138H87ZM92 137H91V139H92ZM99 137V136H98ZM97 137V138H98ZM122 137V136H121ZM120 137V138H121ZM111 138H113V137H111ZM110 138V139H111ZM163 138V137H162ZM258 138V137H257ZM262 138V137H261ZM88 139V138H87ZM87 139H86V141H87ZM90 139V140H91ZM159 139H160V137H159ZM85 140V139H84ZM111 140H113V139H111ZM125 140V139H124ZM254 140V139H253ZM260 140V139H259ZM93 141V140H92ZM99 141V140H98ZM105 141V140H104ZM114 141V140H113ZM89 142V141H88ZM256 142V141H255ZM263 142H264V140H263ZM3 143V142H2ZM91 143V142H90ZM103 143V142H102ZM152 144H153V142H151ZM95 144H97V143H95ZM154 144H156V142H154ZM248 144H249V142H248ZM5 146V145H4ZM106 146V145H105ZM104 146V147H105ZM259 146H260V144H259ZM159 147V144L156 146V147H154L155 149H156V154H161V152L160 151H162V150H160V148H158ZM2 148V147H1ZM264 147H262V149H263ZM179 151H181V150H178V149H173V152L171 153V155L173 156L174 154H178V153H180ZM261 151V150H260ZM7 152V151H6ZM114 155V154H113ZM255 156V155H254ZM259 156H260V154H259ZM9 157V156H8ZM257 157H258V155H257ZM256 157V158H257ZM256 158H255V160H256ZM260 158V157H259ZM262 158V157H261ZM260 158V159H261ZM3 159V158H2ZM259 159V160H260ZM113 160V159H112ZM254 160V159H253ZM257 160H258V158H257ZM116 161V160H115ZM120 161V160H119ZM170 161V160H169ZM263 161H264V158H263ZM258 162V161H257ZM257 162H255V164L257 163ZM259 163H261V162H259ZM254 164V167L256 166ZM118 165V164H117ZM257 167V166H256ZM11 169V168H10ZM261 169V170H260ZM6 171V170H5ZM10 171H12V170H10ZM8 182V181H7ZM23 182V181H22ZM26 187V186H25ZM172 187H170V189L172 188ZM19 188V187H18ZM127 188H129L128 186H127ZM144 188V187H143ZM129 189H131V188H129ZM141 190H143V189H141ZM256 190V191H255ZM6 191V190H5ZM22 191V190H21ZM187 191V192H188ZM127 192H128V189H127ZM134 191H133V189H131V191H130V193L132 194ZM192 197V198H191ZM195 197V198H196ZM203 200H206V203H204V207L203 208H201V212H200V208H199V205H200V203H201V201L203 202ZM210 200H212V202L211 203H209L208 201H210ZM193 203V202H192ZM175 203H173V204H169V206H168V209L167 210H171V208H173V209H175V206L176 205H174ZM198 204V205H197ZM193 205H195V204H193ZM186 206V207H185ZM202 206H203V204H202ZM189 208H191V206L189 207ZM192 208H194V207H192ZM162 209V208H161ZM160 210V209H159ZM163 210V209H162ZM162 210H161V212H162ZM182 209H181V211H183ZM189 210V209H188ZM188 210H185V211H188ZM192 210H195V209H192ZM14 211V210H13ZM12 211V212H13ZM27 211V210H26ZM191 211V210H190ZM12 212L10 213L11 215H12ZM15 212V211H14ZM14 212H13V216H15L14 215ZM148 212H149V210H148ZM160 211H158L157 213L159 214V216L160 215H162V216H160V220L162 221V224H163V222L165 223V221H166V219H167V217H169V215L171 214V213H169L168 214V216H166V215H164V213H159ZM208 212V213H207ZM10 214H8V215H10ZM148 214H150V212L148 213ZM157 214V215H158ZM10 215V216H11ZM140 215H142V214H140ZM204 215V216H203ZM10 216H8V217H10ZM139 216V215H138ZM164 216H166V217H164ZM12 217V216H11ZM26 217H27V215H26ZM145 217V216H144ZM208 217V218H207ZM217 217V218H216ZM149 218V217H148ZM158 218V217H157ZM193 218V219H194ZM212 218V219H213ZM143 219V218H142ZM159 219V218H158ZM193 219H192V221H193ZM137 220V219H136ZM147 220V219H146ZM160 220H158V221H160ZM208 220V221H207ZM214 220V219H213ZM138 221H139V219H138ZM140 221H141V217H140ZM153 221H155L154 219L152 220V222ZM161 221H160V223H161ZM210 221H211V219H210ZM147 222V221H146ZM190 223H191V221H189ZM194 222V221H193ZM197 222V221H196ZM139 224V227L140 228H142L141 226H140V223L142 224V226L144 225V223L145 222H138ZM154 223V222H153ZM153 223H152V225H153ZM156 223V222H155ZM154 223V225H156ZM159 223V224H160ZM176 223H179V222H176ZM199 223V222H198ZM213 223H215V222H213ZM212 223V221H211V224L214 226L215 224H213ZM146 224V226H147V223H145ZM185 224V223H184ZM183 224V225H184ZM186 224H187V222H186ZM185 224V225H186ZM195 225H196V223H194ZM204 224V225H205ZM209 224H207V225H209ZM219 224V223H218ZM153 225V226H154ZM161 225V224H160ZM160 225H158V226H160ZM164 225V224H163ZM173 225V224H172ZM175 225V224H174ZM173 225V226H174ZM183 225H179V226H181V227H185V226H183ZM187 225H189V224H187ZM186 225V226H187ZM207 225H205V226H207ZM151 225L149 224V227H150ZM157 226V225H156ZM162 226V225H161ZM190 226V225H189ZM188 226V227H189ZM194 226V225H193ZM205 226H203L204 228H205ZM210 226V225H209ZM218 225L216 224L215 225V227H212V228H209L208 226V229H216V230H222L223 231V229L221 228V226H219V228H221V229H217L218 227H217ZM138 227V228H139ZM148 226H147V228H149ZM175 227H177V226H175ZM188 227H186L187 229H188ZM199 227V226H198ZM217 227V228H216ZM151 228H152V226H151ZM156 228V227H155ZM155 228L153 227V229H152V231L153 230H155ZM159 228V227H158ZM157 228V229H158ZM163 228L164 229H166V225L164 226V227H162V230L161 231H163ZM185 228V229H186ZM200 228V227H199ZM202 228V227H201ZM143 229L145 230V228H144V226H143ZM161 228H159V230H160ZM214 229V230H215ZM150 229H147V231L149 232V234L150 233H152L151 231H149ZM158 230V232H160ZM182 230V229H181ZM213 230V231H214ZM216 230H215V232H216ZM157 231V230H156ZM188 231V230H187ZM210 230H208L207 232H206V229H205V232H206V234L209 232ZM235 231H237V233L235 232ZM144 232V231H143ZM147 232V233H148ZM202 231L200 230V232H198V233H201ZM211 232V231H210ZM219 232V231H218ZM93 233V232H92ZM147 233H143V235L144 234H147ZM156 233V232H155ZM161 233V232H160ZM175 233V232H174ZM180 233V232H179ZM178 233V234H179ZM182 233V232H181ZM184 233V232H183ZM187 232H186V230H185V234H186ZM217 233V232H216ZM157 235H158V233H156ZM162 234V233H161ZM173 234V233H172ZM184 234V235H185ZM205 234V235H206ZM209 234H211L212 235V239H214L215 237H217V235L214 237L213 235L215 234L214 232H213V234H212V232L211 233H209ZM218 234V233H217ZM143 235H142V237H143ZM151 235H153V233L151 234ZM151 235H147V236H145L144 235V238L145 237H147V238H149V236H151ZM162 235H164V234H162ZM162 235H160V237H162ZM175 235H176V233L174 234V235H171L172 237L174 236L175 237ZM183 235V234H182ZM184 235H183V237H184ZM197 235V234H196ZM200 235H203V234H200ZM154 236H155V234H154ZM165 236H166V234H165ZM170 236V237H171ZM188 236V235H187ZM186 236V237H187ZM219 236V235H218ZM152 237V236H151ZM173 237V238H174ZM185 237V238H186ZM196 237V236H195ZM198 237V236H197ZM202 237V236H201ZM206 237V239L208 238V237H210V235H208V236H205ZM214 237V238H213ZM153 238V237H152ZM151 238V239H152ZM156 238H157V236H156ZM158 238H159V236H158ZM163 238V237H162ZM166 238H167V236H166ZM165 238V239H166ZM168 238H169V236H168ZM178 238H179V240L180 239H182V236L179 234L178 235V237H177V235H176V239L178 240ZM184 238V239H185ZM194 238V237H193ZM200 238V237H199ZM199 238H197V240H199ZM203 238H204V236H203ZM202 238V239H203ZM218 238V237H217ZM187 239H190V236H189V238H187ZM201 238H200V242H201V240H202ZM210 239H211V237H210ZM159 240V239H158ZM157 240V241H158ZM161 240V239H160ZM159 240V241H160ZM167 241H169L168 239H166ZM175 240V239H174ZM178 240V241H179ZM186 240V239H185ZM192 240H194V239H192ZM197 240H194V242L195 241H197ZM208 240V239H207ZM258 240H260V243L259 244H257L256 242L258 241ZM166 241V242H167ZM172 241H173V239H172ZM176 241V240H175ZM187 242H188V240H186ZM209 241H211V240H208L207 242L209 243ZM161 242H163V241H161ZM170 242V241H169ZM180 242H181V245H180ZM192 242V241H191ZM194 242H192V243H194ZM198 243H197V246H199V241H197ZM203 242V241H202ZM202 242H201V244H202ZM204 242H205V240H204ZM203 242V244H205ZM215 241H213L212 243H214ZM12 243V242H11ZM171 243V242H170ZM175 243V245H176V243H178V242H174ZM173 243V244H174ZM190 243V242H189ZM207 243V244H208ZM212 243H209V244H212ZM216 243V242H215ZM182 244H183V241H179V244L178 245H180V246H182ZM202 244V245H203ZM218 244V243H217ZM185 245H189V244H185ZM192 245V244H191ZM191 245L189 246V248L187 247V246H185L184 247V244H183V247H172V249L169 251V252H164V251H149V250H144L142 247L140 248V249H138L139 251H137L136 253L135 252H133V251H131V250H133V249H131V247H129L127 250H125V249H123V247L124 246H100L99 245V247H93V246H84V245H78V246H69V245H67V246H65V245H54V246H51V245H49V246H44V245H36V246H31V245H21V246H0V260L1 261H4V263L6 262V261H9L10 262V264H15L16 262L15 261H17L18 262V264H20L22 261V258H26L27 259V257H45V256H43V254H39V253H50L51 251H63V250H65L66 252L68 251V252H72V250L75 252V250H76V252H77V254H79V251L82 253V252H88V251H90V252H92V253H106L107 255H104V256H101V257H109L108 258V261L106 262V263H103V264H115L117 261H122L123 262V264H125V262L127 261V264H133V262H134V258H136L137 259V262H138V264H158V261L159 262H161V259H160V257H163L164 255H166V256H164V257H166L167 258V256H172L174 259H177V260H180L181 259V254L184 256V263L185 264H231V262L229 261V256H228V253L225 251L226 250V248L225 249H221L222 248V246L220 247V246H212V247H207V246H205V247H203L202 245H200L201 247H194L195 246V244H194V246L193 247H191ZM222 245H224V244H222ZM227 245V244H226ZM151 246V245H150ZM210 246V245H209ZM228 246V245H227ZM230 246H229V248L228 249H231L230 248ZM239 246V245H238ZM225 247V246H224ZM241 247V248H242ZM73 248V249H72ZM95 248V249H94ZM163 248V247H162ZM211 248H218L216 251H213ZM240 248V249H241ZM98 249V250H97ZM102 249V250H101ZM134 249H137V248H135L134 247ZM235 249H237V248H235ZM239 249V248H238ZM93 250H96L95 252H93ZM151 250V249H150ZM164 250V249H163ZM135 251V250H134ZM224 251V252H223ZM230 251V250H229ZM240 251V250H239ZM251 251V250H250ZM245 252V251H244ZM247 252V251H246ZM36 253H38V255H41V256H37V254ZM80 253V254H81ZM91 253V254H92ZM130 253H132V256H129L130 255ZM240 253V252H239ZM47 254H44V255H47ZM91 254H89L88 253V255H91ZM112 254V255H111ZM114 254V255H113ZM33 255V256H32ZM122 255V256H121ZM74 256V255H73ZM80 256V255H79ZM82 256H85L84 254L82 255ZM96 256V255H95ZM100 255H98V256H96V257H99ZM125 256H126V258H125ZM138 256V257H137ZM252 256H254V255H252ZM51 257H56V258H58V257H60V256H51ZM72 257V256H71ZM70 257V258H71ZM75 257V256H74ZM88 257V256H87ZM65 258H67V257H65ZM76 258V257H75ZM79 258H81V257H79ZM90 258H92V256L90 257ZM94 258V257H93ZM47 259V258H46ZM45 259V260H46ZM72 259H73V257H72ZM77 259H78V256H77ZM125 259H126V261H125ZM19 260H20V262H19ZM31 260V259H30ZM76 260V259H75ZM95 260V259H94ZM182 260V259H181ZM77 261V260H76ZM8 262V263H9ZM3 263V262H2ZM1 263V264H2ZM7 263V262H6ZM5 263V264H6ZM7 263V264H8ZM35 263V262H34ZM17 264V263H16ZM163 264V263H162Z\"/></svg>",
	"mask_w": 264,
	"mask_h": 264
},
{
	"label": "water",
	"instance_id": "3",
	"mask_svg": "<svg viewBox=\"0 0 264 264\" xmlns=\"http://www.w3.org/2000/svg\"><path fill=\"white\" fill-rule=\"evenodd\" d=\"M129 247L128 246H124L123 249L127 250ZM37 256H41V255H38V253H36ZM39 254H43V256L45 257H51V256H64V257H69V256H79L81 254H77V253H73V252H70L68 253V251H51L50 253H39ZM44 254H47V255H44ZM85 255V253H83ZM95 255V253H93ZM100 255V256H104V255H107L106 253H97V256ZM112 255V254H111ZM114 255V254H113ZM33 256V255H32ZM108 256V255H107ZM122 256V255H121ZM129 256H132V253H130ZM42 257V256H41ZM126 264H127V261H126Z\"/></svg>",
	"mask_w": 264,
	"mask_h": 264
}]
</instances>
